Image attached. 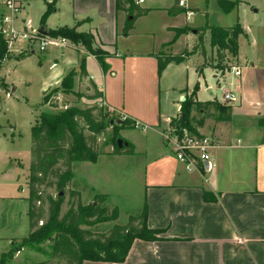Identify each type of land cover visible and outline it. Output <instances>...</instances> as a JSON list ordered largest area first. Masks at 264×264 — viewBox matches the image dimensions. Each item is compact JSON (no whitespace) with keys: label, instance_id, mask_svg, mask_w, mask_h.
<instances>
[{"label":"crops","instance_id":"1","mask_svg":"<svg viewBox=\"0 0 264 264\" xmlns=\"http://www.w3.org/2000/svg\"><path fill=\"white\" fill-rule=\"evenodd\" d=\"M22 1L25 8L15 21L20 28L31 25L28 19L34 0ZM135 1L148 12L134 19L117 7V0H44L37 18L41 20L51 4L54 10L45 26L40 20V26H32H44L48 33L75 27L77 32L94 37L95 48L110 54L104 66L96 56L68 39L63 47L55 45L46 55L49 59L54 52L59 56L54 57L58 63L53 64L59 75L46 91L58 87L69 71H79L84 57L89 73L85 77L103 91L104 103L147 128L143 134L136 133L141 128L126 129L128 146L131 143L134 151L119 154L142 158L140 187L148 208L147 226L161 230L160 239L135 240L124 263L95 264H264V127L260 124L264 118L263 2L230 0L237 4L225 12L218 0H189L187 10L191 15H173L169 10L178 0ZM241 7L248 10H242L240 15ZM235 11L237 18L232 19ZM3 12L0 6V19ZM133 20V28L125 34L126 24ZM237 24L242 27L239 52L237 56L229 55L225 62L237 80L232 89L225 90L232 91L238 100L232 105L231 121L212 110L215 115L207 117L198 128L200 135L213 139V159L210 167L198 163L188 171L164 139L162 129L182 114V102L191 96L197 83L200 88L194 101L222 100L207 80L209 71L214 72L213 77L219 76L217 68L205 65L209 56L217 64L212 36L205 31L203 47L195 49L198 31L207 26ZM175 29L187 32L176 35ZM162 52L189 54L181 63L171 62L159 75L156 55ZM19 56L10 55L7 60L27 55ZM192 111V117L202 116L203 110L199 113L193 107ZM209 193L216 196L215 201L206 199Z\"/></svg>","mask_w":264,"mask_h":264},{"label":"trees","instance_id":"2","mask_svg":"<svg viewBox=\"0 0 264 264\" xmlns=\"http://www.w3.org/2000/svg\"><path fill=\"white\" fill-rule=\"evenodd\" d=\"M117 7L125 10L128 15L135 19L138 15L148 12L138 6L135 0H117ZM177 4L170 8L169 13L177 15L187 12L186 8ZM221 10L231 11L236 6V2L230 0H218ZM54 10V6L49 5L47 11L41 18L42 25H46V20ZM134 20L126 24L124 33L127 34L133 28ZM209 30L211 34L212 47L217 51V65L220 68H226V59L229 55H238L239 36L242 32L241 25L233 27L207 26L199 29V43L195 49L203 47L205 31ZM176 35L187 32V29H175ZM49 36L70 40L77 46L86 49L90 54L96 56L101 65H106V58L110 56L105 50L94 47V37L91 34L79 33L75 27H62L49 31ZM7 43L0 35V70L3 62L7 58ZM189 54V53H188ZM187 53L183 55H168L159 53L158 59L159 75L165 71V68L171 63H181L185 60ZM85 77L89 73L86 70V59L80 60L79 71L75 69L69 71L68 75L62 80L58 87L51 88V91L44 93L43 101L45 105L53 108H59V94L75 93L78 97H83L73 89V80L75 76ZM90 84L95 90V97L104 99L103 91L99 90L96 84L91 81ZM2 88L6 91L4 80L1 82ZM198 83L195 85L191 96L186 98L182 104V115L179 118V130L181 134L199 135L198 128L203 126L207 117L214 116L212 110L220 111L223 120L231 121L232 106L222 104L217 100L207 102L194 101V96L199 90ZM53 93V95H52ZM66 107L60 113L43 112L31 131V165H30V183H29V217L31 232L27 237L22 238L20 247H12L9 252L3 254L0 264H4V258H13L17 251H20L26 244L38 246L45 241H51L54 245V256L57 258L56 264H83L87 259H93L98 262H116L124 263L125 258L133 246L135 240L158 241L161 230L151 229L147 226L148 208L146 203L141 207V212L131 214L128 222L124 225L114 224L107 233L98 235L94 229L99 222H106L118 218L117 209L109 212L105 206L106 195H97L95 200L88 204L83 203L81 197L78 198L76 205L72 202L64 215H61V207L64 197L55 198L53 196H43L42 188L56 187L64 188L70 184L73 179L74 163L82 161L88 162L96 159L97 137L95 134L105 127L104 109L98 108V117L94 114L97 107H88L82 109L74 105L64 104ZM193 107L200 113V118L192 117ZM220 118V117H219ZM80 119L84 120L91 134L85 133V128L80 124ZM260 124L264 127V118L260 119ZM128 128L135 129L134 122L129 119H121L120 124ZM134 151L133 145L118 150V153ZM206 199L216 200L212 193L206 195ZM48 202V215H45L43 208L44 202ZM47 217V218H46ZM46 218V219H44ZM43 222L42 224L40 222ZM35 264H54L50 261H42Z\"/></svg>","mask_w":264,"mask_h":264},{"label":"rangeland","instance_id":"3","mask_svg":"<svg viewBox=\"0 0 264 264\" xmlns=\"http://www.w3.org/2000/svg\"><path fill=\"white\" fill-rule=\"evenodd\" d=\"M48 1V0H47ZM264 3V0H260ZM44 0H34L31 5L32 26H40V17L37 18L41 4ZM262 3V6L264 5ZM248 10L246 7L239 9ZM264 13V8H263ZM239 14V13H238ZM232 19L237 18V11L233 12ZM264 15V14H260ZM231 17V16H230ZM210 47V45H208ZM54 44H50L46 51L40 52L38 45H34L36 51L29 55V51L20 54L19 60H4L0 70V261L3 254L9 252L12 247H20L23 237L30 234L29 217V183H30V165H31V131L35 121L39 119L43 112L60 113L66 107L64 104L74 105L86 109L88 107H97L94 114L98 117V108L104 109L105 127L96 135L97 144L95 149L97 156L95 160L88 162H76L73 168V179L70 184L64 188L58 189L56 185L50 188H42L43 196H53L55 198L64 197L61 207V215H64L73 202L75 205L78 198L81 197L83 203L88 204L95 200L97 204V195H106L104 203L109 212L117 209L118 218L106 222H99L94 228L98 235L107 233L114 224L124 225L128 222L131 214L141 212L144 203L143 192L141 191L142 158L119 154L118 139L128 142L127 126L117 127L116 120H121L119 114L111 112L110 108L95 97V90L90 84L88 77L75 76L73 80V89L83 97H78L75 93L59 94V108L50 109L44 104L43 97L45 91L56 83L59 75L58 68L53 65L56 61L55 56L47 57L48 50L53 49ZM210 51V50H209ZM211 53V51H210ZM17 58V57H16ZM211 64L219 71L218 78L213 77L214 72H207L208 84L213 86L215 94L221 99L225 89H232V83L237 80L235 73L230 68H220L212 61L210 56L206 59V64ZM182 75V71H180ZM4 80L8 92L5 91L1 82ZM192 81V79L190 80ZM53 95V93H52ZM223 103L222 101H220ZM239 103V102H238ZM223 104L233 105L227 102ZM236 104V103H234ZM190 113H193L191 111ZM182 114L174 117L162 129L164 139L173 146L172 140H176V133L179 130V118ZM198 117L200 115L198 114ZM242 115L238 119L242 121ZM80 124L87 128L83 119ZM136 129V128H135ZM176 129V131H175ZM86 134L91 131L85 129ZM136 133L143 134V130ZM192 134V133H191ZM200 135V134H199ZM203 136V135H201ZM60 191L64 196H60ZM45 215H48L47 200L43 205ZM47 218V217H46ZM44 218V219H46ZM42 261H50L54 264L58 261L54 256V245L45 241L34 247L26 244L14 254V257L4 258V264H35ZM60 263L66 264L61 261ZM100 263L93 259H87L83 264ZM106 263V262H105Z\"/></svg>","mask_w":264,"mask_h":264},{"label":"built area","instance_id":"4","mask_svg":"<svg viewBox=\"0 0 264 264\" xmlns=\"http://www.w3.org/2000/svg\"><path fill=\"white\" fill-rule=\"evenodd\" d=\"M139 1L144 2L143 0ZM178 1L180 7L188 8L189 0ZM49 2L52 3L54 0H49ZM0 6L4 10L0 19V35L7 43V58L10 55H20L25 51L31 53L35 44L38 45L40 52L46 51L50 44L63 47L65 40L58 41L49 36H43L38 32L37 28L30 27V25H24L20 28L15 24L19 14L25 8L22 0H0ZM187 13L188 15L192 14L189 10H187ZM237 74H239V70H237ZM237 100L236 95L232 91L224 90L221 100L223 103L234 104ZM110 110L116 113L112 108ZM120 117L123 120L128 119L123 113ZM134 125L136 129L141 128L143 131L147 129L145 126L141 127L139 122H134ZM176 138V140H172L175 156L186 165L188 171H192L198 163L206 164L207 167L211 166L213 159L211 155L212 138L195 134H181L180 132L176 133ZM169 141L171 142V140ZM40 223L42 224L43 222L41 221Z\"/></svg>","mask_w":264,"mask_h":264},{"label":"water","instance_id":"5","mask_svg":"<svg viewBox=\"0 0 264 264\" xmlns=\"http://www.w3.org/2000/svg\"><path fill=\"white\" fill-rule=\"evenodd\" d=\"M38 32L43 36H49V33L44 26L38 28ZM115 123L120 124V120H116ZM123 145L128 146V142H125L122 138L118 139V146L120 149H122ZM60 196H64V193H62V191H60Z\"/></svg>","mask_w":264,"mask_h":264}]
</instances>
